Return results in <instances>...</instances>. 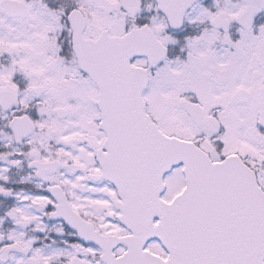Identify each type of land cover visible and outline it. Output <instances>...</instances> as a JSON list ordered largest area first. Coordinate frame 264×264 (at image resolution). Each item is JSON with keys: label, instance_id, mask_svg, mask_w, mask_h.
Returning a JSON list of instances; mask_svg holds the SVG:
<instances>
[{"label": "snow or ice", "instance_id": "snow-or-ice-1", "mask_svg": "<svg viewBox=\"0 0 264 264\" xmlns=\"http://www.w3.org/2000/svg\"><path fill=\"white\" fill-rule=\"evenodd\" d=\"M0 264H264V0H0Z\"/></svg>", "mask_w": 264, "mask_h": 264}]
</instances>
